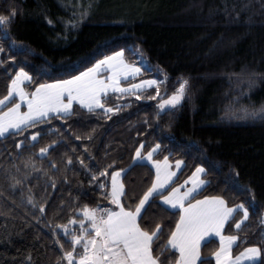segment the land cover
<instances>
[{
    "label": "trees",
    "instance_id": "obj_1",
    "mask_svg": "<svg viewBox=\"0 0 264 264\" xmlns=\"http://www.w3.org/2000/svg\"><path fill=\"white\" fill-rule=\"evenodd\" d=\"M89 4L93 5L91 9ZM10 6L18 9L10 26L15 45L10 48L5 40V52L0 57L7 61L11 54L16 60L0 65V97L7 94L10 77L20 67L32 75L34 82L25 86L32 91L37 83L77 75L121 48L128 61L139 63L141 57L128 51L134 46L142 49L144 63L150 64L152 70L145 69L126 83L144 78L161 83L159 96L155 87L140 91L139 99L131 95L117 99L119 94L112 95L108 104L122 108L111 119L78 109L67 121H52L70 141L53 154L61 162L60 172L55 173L56 189L50 184L45 186L44 174L37 172H32L23 185L10 187L8 174L23 178L24 171H31L23 166L29 153L14 158L22 152L15 148V142L22 137L0 138V264H21L29 253L35 264H55L61 250L46 222L53 215L57 223L66 222L70 213L67 209L59 211L62 200L111 206L96 185L88 183L90 177L78 163L74 172H68L69 182H63L62 154L73 144L82 149V142L75 140L68 125L80 135L95 129L89 143L95 160L86 161L94 171L112 159L127 169L140 141L146 143L143 151L160 142L162 148L155 158L168 155L171 160L184 161L174 184L203 165L207 175L202 176L209 183L199 197L223 195L232 206L241 201L248 204L254 195L255 205L241 229L235 228V222L241 219L242 211L230 219L224 232L240 236L233 247L235 254L244 247L264 243V120L245 117L241 111L232 118L224 115L226 106L234 101L236 109L264 105V0H0V11ZM81 12H87L85 18L78 25L70 24L79 20ZM19 49H23L22 54ZM185 78L189 85L181 103L175 110H159L160 100L175 92ZM146 118L151 128L143 123ZM52 139L59 137L44 136L37 150ZM36 159V167L40 168V158ZM14 165H19V173ZM43 168L49 170V175L55 172L49 169L47 160ZM236 172L238 184L228 180ZM153 176V168L141 162L127 173L125 183L141 195ZM241 188L251 191H240ZM30 194L35 195L37 203L47 201L39 221L32 214L40 216L38 209L34 210L27 200ZM77 196L81 197L78 201ZM147 216L157 220L163 216L167 226L174 227L178 213L175 209L165 213L153 205ZM57 231L63 238L62 231ZM165 241L166 235L158 243ZM207 241L201 246L202 256L215 264L211 253L218 248V240Z\"/></svg>",
    "mask_w": 264,
    "mask_h": 264
},
{
    "label": "snow or ice",
    "instance_id": "obj_2",
    "mask_svg": "<svg viewBox=\"0 0 264 264\" xmlns=\"http://www.w3.org/2000/svg\"><path fill=\"white\" fill-rule=\"evenodd\" d=\"M92 6L89 4L88 8L91 9ZM17 12L18 9L14 6H10L6 11H0V26H2L0 37L4 38L0 39V54L5 52V40L10 48L15 45L10 26ZM86 15L87 12H81L79 20H72L69 23L78 25ZM49 23L52 21L49 20ZM18 51L22 54L23 49ZM128 51L140 56L141 61L139 63L128 61L125 49L121 48L111 55L103 56L77 75H72L68 79L53 80L50 83H37L32 91L25 87V82H34L32 75L25 68L20 67L15 75L10 77L7 94L0 97V138L22 137L15 142V148L22 152L14 158H18L23 152H28V159L23 166L25 169H31L23 172V178L16 174H8L6 179L11 181L10 187L23 185L24 180L32 172H37L44 174L45 186L50 184L52 189H56L55 173L60 172L61 162L54 159L53 154L59 153L60 148L67 147L70 141L60 127L52 125L53 120L67 121L77 114L78 109H86L88 113L100 114L106 119H111L112 115L120 112L122 108L119 104L116 106L108 104L112 95L119 94L117 99L127 95L139 99L138 90L153 86L156 96L160 95L161 81L157 79L122 83V79L135 77L145 69L152 70L150 64L144 63L145 58L139 46H134ZM15 60V55H8L7 61ZM7 61L0 57V65L6 64ZM188 85L189 80L183 79L177 91L160 100L158 109L164 112L175 110L186 96ZM127 103L130 106V101ZM235 103L234 101L226 106L224 112L226 117L232 118L241 111L245 117L264 120V105L258 109L254 107L249 109L247 106L236 109ZM22 105H26V111L21 110ZM155 117L159 119L160 111L155 113ZM143 123L149 128L152 127L147 118ZM41 125L46 127L41 128ZM29 129L34 131L29 132ZM67 130L76 141L82 142V149L73 144L62 154L63 182H69L68 172H74L78 163L90 177L88 183L96 185V190L100 191V195L110 201L112 206H103L99 202L94 205L87 203L80 205L61 201L59 211L63 212L67 209L70 213L66 222L57 223L56 215L46 222L53 233L54 243L61 250L55 264H209L208 258L202 256L201 246L202 242H208L206 238L211 240L214 237L219 238V247L211 253L215 258V264H257L258 259L260 264H264V243L244 247L234 256L233 247L240 240V236L225 235L224 232L225 225L230 219H234L235 215L242 211L241 219L235 222V228L241 229L242 222L249 219L250 208L255 205L254 195L251 196L248 204L241 201L238 205L232 206H229L228 200L223 195H205L197 198L209 183L202 178V175H207V169L203 165L197 166L182 185L173 187L175 183L173 177L176 176V172L171 167L173 161L168 155L163 156L162 160L154 159L162 148L160 142L143 151L146 143L140 141L132 157L133 163L127 169L119 167L117 161L112 159L102 169L97 167L94 171L86 161L95 160L89 149L95 129L85 135L72 132V125H68ZM47 135L57 136L59 139H52L37 150V144ZM37 157L40 158V168L36 167ZM44 160L48 161L50 170H55L52 175H49V170L43 168ZM145 160L155 167V178L141 195H137L133 189L128 188L125 178L133 167ZM183 163L182 160H175V168L179 169ZM14 167L17 173L21 171L19 165ZM113 168L115 170H111ZM238 176L239 173L236 172L235 176H229L228 180L238 184L236 179ZM189 182H191L190 187ZM239 190L251 191L247 188ZM76 191L82 190L77 188ZM69 196L71 197V191ZM80 198L77 196L75 199L78 201ZM27 200L32 204L33 209H38L40 213V216H35L33 212L34 218L37 221L41 220L45 214L47 201L37 203L34 194H30ZM161 201L163 203H160ZM153 205L165 213L170 209L176 210L178 218L174 227H168L163 216L159 220L147 216ZM55 210L54 205L53 211ZM57 230L62 231L63 238ZM165 235L166 241L163 244L158 243ZM21 264H35L31 253L21 261Z\"/></svg>",
    "mask_w": 264,
    "mask_h": 264
},
{
    "label": "crops",
    "instance_id": "obj_3",
    "mask_svg": "<svg viewBox=\"0 0 264 264\" xmlns=\"http://www.w3.org/2000/svg\"><path fill=\"white\" fill-rule=\"evenodd\" d=\"M112 54V53H111ZM111 54H109V55H111ZM138 76V75H137ZM137 76H135V77H137ZM132 78H134V77H128V78H126V79H122V83H126V81H128L129 79H132ZM148 79H154V78H144V80H148ZM140 80H142V79H140ZM140 80H138V81H135V82H132V83H138ZM27 82H25V84H26ZM50 83V82H49ZM153 87H155V86H153ZM153 87H151V88H153ZM151 88H144V89H141V90H138V92H140V91H143V90H148V89H151ZM17 99H18V97H17ZM21 110L22 111H26V105H22V107H21ZM134 156V155H133ZM154 159H158V158H155L154 157ZM163 158H161V160H162ZM171 160V159H170ZM171 161H173V164L171 165V167H172V169L176 172V176L175 177H173V180H175V178L177 177V175H178V173H179V171L181 170V168H182V166H183V164L180 166V168L179 169H176L175 168V164H174V161L175 160H171ZM144 163H147V164H149L152 168H153V171H154V176H153V180H154V178H155V167L153 166V165H151V163L150 162H148V161H143ZM196 169V168H195ZM195 169L191 172V174L189 175V176H191L192 175V173L195 171ZM189 176H187L186 177V179L189 177ZM202 178H203V176H202ZM185 179V180H186ZM204 179V178H203ZM152 180V181H153ZM185 180H183L182 182H180V183H178V184H174V185H172L173 187H175V186H177V185H182L183 183H184V181ZM189 187L191 186V182H189V185H188ZM171 189L169 188V191H170ZM183 190V189H182ZM165 194H167V193H165ZM199 198H201V197H199ZM161 203H163L162 201H161ZM225 235H228V234H226L225 233ZM214 238H216L217 240H218V243H219V238L218 237H214ZM206 240H208V238H206ZM204 242H202V244H203ZM219 247V246H218ZM248 247V246H247ZM243 250V249H242ZM241 250V251H242ZM239 253V252H238ZM238 253H236V254H238ZM235 253H233V255L235 256L236 255ZM213 259H214V262H215V258L213 257ZM259 260V259H258Z\"/></svg>",
    "mask_w": 264,
    "mask_h": 264
},
{
    "label": "rangeland",
    "instance_id": "obj_4",
    "mask_svg": "<svg viewBox=\"0 0 264 264\" xmlns=\"http://www.w3.org/2000/svg\"><path fill=\"white\" fill-rule=\"evenodd\" d=\"M134 78H135V77H134ZM132 79H133V78H132ZM129 80H130V79H129ZM28 83H29V82H27V83L25 84V86H26ZM34 89H35V88H34ZM34 89H33V90H34ZM178 89H179V87L177 88V90H178ZM177 90H176V91H177ZM165 98H167V97H165ZM163 99H164V98H163ZM180 103H181V102H180ZM102 205H103V204H102ZM110 205H111V204H110ZM237 205H238V204H237ZM103 206H105V205H103ZM111 206H112V205H111Z\"/></svg>",
    "mask_w": 264,
    "mask_h": 264
}]
</instances>
